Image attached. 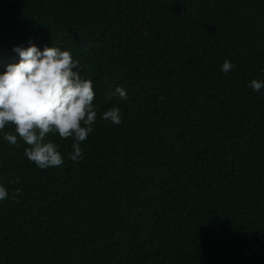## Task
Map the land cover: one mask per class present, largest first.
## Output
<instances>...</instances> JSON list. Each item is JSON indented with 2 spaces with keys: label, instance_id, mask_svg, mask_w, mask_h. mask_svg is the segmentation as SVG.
I'll list each match as a JSON object with an SVG mask.
<instances>
[{
  "label": "trees",
  "instance_id": "16d2710c",
  "mask_svg": "<svg viewBox=\"0 0 264 264\" xmlns=\"http://www.w3.org/2000/svg\"><path fill=\"white\" fill-rule=\"evenodd\" d=\"M30 43L70 49L99 109L76 163L0 139V264H264V0H0V71Z\"/></svg>",
  "mask_w": 264,
  "mask_h": 264
},
{
  "label": "clouds",
  "instance_id": "9594fccd",
  "mask_svg": "<svg viewBox=\"0 0 264 264\" xmlns=\"http://www.w3.org/2000/svg\"><path fill=\"white\" fill-rule=\"evenodd\" d=\"M13 50L18 53V62L0 71V139L11 146L23 141L24 155L42 170L64 163L60 145L50 134L61 140L71 138L68 158L74 163L83 160L81 145L94 131L99 109L93 103L96 93L92 80L82 76L70 49L53 45L41 50L30 43ZM234 68L229 60L221 66L224 73ZM247 86L260 92L264 79H253ZM114 95L127 99L121 86L108 93V99ZM99 118L114 125L122 123L121 110L115 106ZM7 127L14 131H5ZM8 197L7 187L0 183V201Z\"/></svg>",
  "mask_w": 264,
  "mask_h": 264
}]
</instances>
